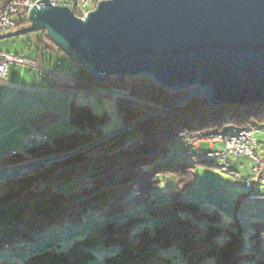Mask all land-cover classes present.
<instances>
[{"label":"trees","instance_id":"1","mask_svg":"<svg viewBox=\"0 0 264 264\" xmlns=\"http://www.w3.org/2000/svg\"><path fill=\"white\" fill-rule=\"evenodd\" d=\"M36 33V51H47L45 61L54 52L67 58L53 42H45L44 30ZM66 73L100 81L80 67ZM131 80L111 82L167 104L186 95L147 79ZM135 116L130 111L127 120ZM69 120L76 128L72 133L13 154L4 163L10 167L66 155L31 173L0 181V264H264L263 221L252 222L259 229L251 234L255 239L247 247L239 218L225 223L220 210H208L185 199L182 192L175 195L183 177L203 164L182 146L196 140L200 146L203 137L228 134V129L264 131V101L202 104L200 97H194L155 120L142 119L132 129H122L115 141L108 138L95 145L96 139L85 130L103 124L105 114L72 101ZM141 137L144 143L109 153ZM108 140L114 142L106 145ZM185 150L194 155L172 154ZM179 157L194 163H182ZM169 176L179 179L173 190H166L162 181ZM239 205L240 201L236 208ZM132 206L137 212H128ZM56 229L70 234L63 236Z\"/></svg>","mask_w":264,"mask_h":264},{"label":"water","instance_id":"2","mask_svg":"<svg viewBox=\"0 0 264 264\" xmlns=\"http://www.w3.org/2000/svg\"><path fill=\"white\" fill-rule=\"evenodd\" d=\"M42 30L97 79H147L186 92L158 113L194 97L202 104L264 101V0H102L84 16L43 0L27 26L0 39ZM65 156L2 168L0 181Z\"/></svg>","mask_w":264,"mask_h":264},{"label":"rangeland","instance_id":"3","mask_svg":"<svg viewBox=\"0 0 264 264\" xmlns=\"http://www.w3.org/2000/svg\"><path fill=\"white\" fill-rule=\"evenodd\" d=\"M28 24L29 23L21 24L19 28L27 26ZM37 38V33L31 32L19 36L0 39V51L10 54L23 55L26 57H33L37 59L39 63L43 66L45 64L47 66L49 65V67H51L54 71L58 73L62 71H74L79 67L76 63H73L66 57H64V55H58L55 52L51 55L52 60L49 63L45 62L44 55L45 53L47 54V51L45 53L43 51H36L35 46L38 42ZM44 40L47 44H51L52 42L47 38V36ZM66 77H68V79ZM64 78L65 81L69 82V84L63 85V89L66 90L67 93L71 94L68 95V98L70 100L74 99L75 102L79 105H89L93 112L97 113L98 115L105 114L106 120L103 124H99L92 129L85 130V132L91 133L94 136L97 141L96 143L106 141L108 138H115V141L118 139V137L116 138L117 133L111 136L108 135L114 131H117L119 128H121V126H125L128 129H132L139 120H155L162 114L169 111L168 110L166 112L158 113V111L156 110H159V108L163 107L167 103L141 97L144 98V101L141 103L140 108H124L122 106H119L118 104L116 105V108L119 109L121 113L119 118L120 122H118L116 119L110 118V115L107 113L105 106L106 98H104V96H106L107 92H110L112 89L129 88L128 86L115 85L111 82V79H108L106 80V83H103V81L100 79L99 82H88L75 76H64ZM134 81L135 80L132 79L130 83H134ZM85 89H91L92 91L87 92ZM153 107L157 108L153 110V112H151ZM130 111L136 112L137 116H135L134 119L127 120ZM72 129H76L74 125L72 126ZM226 131L227 133L235 132L231 129H228ZM256 137L259 140H262L263 135L261 133H256ZM204 138L207 137L202 138L203 141L200 142V146H198L199 141L196 140L192 145L190 144L182 147L188 149L192 153H196L197 156H202L203 153L209 150L212 146V142ZM136 140H138L139 142L137 144H133V142H135ZM136 140L127 141L122 144L119 148L117 147L115 149L110 150L109 153L117 154L118 152H123L120 151L123 148L130 150L134 148V146L144 143L145 138L141 137ZM49 141L51 142L52 139H49ZM50 142L47 143L50 144ZM113 142L108 140L106 145H110ZM96 143L94 142L93 144L95 145ZM131 145L134 146L130 148ZM213 146L215 148H219L221 144H213ZM101 150L102 148L100 147L98 148V150L94 151V153H97ZM61 155L63 156L64 154H60L57 156ZM177 160L190 165L194 163V161L190 158L179 157L177 158ZM253 164L254 161L246 155H243L241 157H230L229 165L227 167L221 165H219L220 167H214L209 164L206 165V163L198 164L194 169V173L186 174V177H183L180 185L178 186V193L175 191V195H179L182 192L183 197L185 199L197 202L208 210H220L224 217L225 223L230 224L232 220L239 218L243 222V233L246 239V245L247 247H249V243L251 241H254L255 239L254 237H251V234L257 231V229H259L252 222L261 220L263 221L264 225V179H258L257 177L253 176ZM249 179H253L254 196L248 195L249 190L247 187H245V183ZM162 181L165 182L166 185H168V188L166 190H173L175 187H177L176 185L179 179H173V177L169 176L162 179ZM186 184H189V187L186 189H182L186 186ZM153 193V195H155L157 192ZM154 197L155 196H153V198ZM238 201H240V205L238 208H236V203ZM212 202H215L216 204H212ZM132 210L135 212L136 208L132 206L128 212H133ZM55 231L63 236L70 234V232H67L66 230L56 229ZM77 231L78 229L71 233ZM30 252L33 253L34 250Z\"/></svg>","mask_w":264,"mask_h":264},{"label":"crops","instance_id":"4","mask_svg":"<svg viewBox=\"0 0 264 264\" xmlns=\"http://www.w3.org/2000/svg\"><path fill=\"white\" fill-rule=\"evenodd\" d=\"M35 60L39 67L10 64L9 84H0V169L6 168L7 154L26 152L27 140L37 133L53 139L74 131L69 112L75 100L63 89L64 76L70 75ZM17 86L26 89L18 95Z\"/></svg>","mask_w":264,"mask_h":264},{"label":"built area","instance_id":"5","mask_svg":"<svg viewBox=\"0 0 264 264\" xmlns=\"http://www.w3.org/2000/svg\"><path fill=\"white\" fill-rule=\"evenodd\" d=\"M42 1L43 0H20L8 5L6 8H1L0 34L17 29L21 24L28 23V9H31L33 6H40ZM100 1L102 0H50L53 5L69 7L78 16H84L87 14V12L92 10L93 6H96ZM12 63L39 67L38 62L33 58L0 51V84H9V66ZM66 78L68 79V77ZM106 80H102L103 83H106ZM17 87L18 95L26 89L23 86ZM85 90L87 92L92 91L91 89ZM104 98H106L105 106L107 113L110 115V118L116 119L118 122H120L119 118L121 113L119 109L116 108L117 104L119 106L140 108L141 103L144 101V98L135 96L130 88L112 89L110 92H107V95L104 96ZM156 108L157 107H153L151 112ZM256 133H261L263 135L262 140H259L256 137ZM204 139L210 140L212 146L209 150L203 153V156L211 157V159L214 160H220L225 164V167L229 165V158L232 156H249L254 161L252 168L253 176L258 179H264V171H261V162H264V131L241 129L239 130V135H226V132H217L213 134V138ZM47 142H50L49 138L37 133L33 140H27V145L28 147H33L36 144ZM213 144H221V146L215 148ZM16 153V151H13L7 154V156ZM184 156L193 155L185 150ZM245 185L254 188L253 179H249Z\"/></svg>","mask_w":264,"mask_h":264},{"label":"bare ground","instance_id":"6","mask_svg":"<svg viewBox=\"0 0 264 264\" xmlns=\"http://www.w3.org/2000/svg\"><path fill=\"white\" fill-rule=\"evenodd\" d=\"M17 1H20V0H0V10L1 8H6L8 5L10 4H13ZM93 8H95V6H93ZM31 9H28V22H29V11ZM226 135H239V130L238 131H235L234 133H228ZM139 141L136 140L135 142H133V144H137ZM134 145H131V147H133ZM172 154H178V155H184V151H175L173 152ZM196 161H199V162H203V163H208L210 165H213V166H224L225 167V164L222 163L220 160H214V159H211V157H208V156H195L194 157ZM228 166V165H227ZM226 166V167H227ZM261 171H264V162H261ZM245 187L248 188L249 190V195L250 196H254V188H251L249 186H246Z\"/></svg>","mask_w":264,"mask_h":264}]
</instances>
